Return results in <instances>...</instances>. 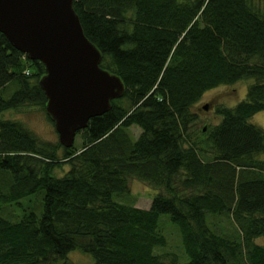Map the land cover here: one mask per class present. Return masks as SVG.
I'll return each mask as SVG.
<instances>
[{
  "label": "trees",
  "instance_id": "16d2710c",
  "mask_svg": "<svg viewBox=\"0 0 264 264\" xmlns=\"http://www.w3.org/2000/svg\"><path fill=\"white\" fill-rule=\"evenodd\" d=\"M72 8L124 91L77 131L78 146L39 142L0 117V264H76L67 258L75 250L89 264H264L255 242L264 237V129L249 122L264 110V0H72ZM43 73L0 33V114L45 112ZM242 79L251 80L244 97L192 129L201 95ZM131 178L156 190L147 208L114 200ZM36 192L41 200L23 206ZM161 214L183 250L168 260L154 252L166 245ZM219 215L231 233L212 221Z\"/></svg>",
  "mask_w": 264,
  "mask_h": 264
},
{
  "label": "water",
  "instance_id": "95a60500",
  "mask_svg": "<svg viewBox=\"0 0 264 264\" xmlns=\"http://www.w3.org/2000/svg\"><path fill=\"white\" fill-rule=\"evenodd\" d=\"M0 33L28 60L42 63L38 85L62 147L123 94L121 80L99 66L100 53L84 36L72 0H0Z\"/></svg>",
  "mask_w": 264,
  "mask_h": 264
},
{
  "label": "rangeland",
  "instance_id": "374dc122",
  "mask_svg": "<svg viewBox=\"0 0 264 264\" xmlns=\"http://www.w3.org/2000/svg\"><path fill=\"white\" fill-rule=\"evenodd\" d=\"M250 82L251 80L242 79L234 84L220 85L204 92L200 99L190 108V112L196 117L193 125L191 126L192 129L196 130L216 123L219 117L215 115L214 108L219 105L226 107L233 106L244 97L246 87ZM12 86L13 85L8 86L7 94L12 90ZM202 105H205L206 109L202 108ZM0 117L19 121L33 136L37 138V141L39 142L57 141V135L53 129V125L47 118L43 108L40 106H20L16 109L2 112ZM249 122L264 129V110L253 114L249 118ZM128 131L132 134V136H136L139 130L135 126H130ZM79 143L80 136L75 135L72 144L73 146H78ZM60 167H63V169H59L58 167L54 170L57 175L61 174L67 168L66 165H62ZM155 191L156 190L148 184L135 178H131L129 180V192L115 195L114 200L120 203L133 204L139 208H147L150 203V198ZM35 198L38 199V202L41 200L40 192H36L25 197L23 200L26 201V204L22 205L26 206L30 204L31 200H35ZM17 209V214H19V212L21 213L20 207ZM39 210L40 206L36 212H39ZM159 221L163 227L162 233L166 238V245L164 247H155L154 252L157 254H165V258L168 260L171 253L178 255L179 250L180 252L182 250L180 235L177 226L169 221L166 214H161L159 216ZM212 221L216 223L218 226L217 228H219L222 232L231 233L233 231V224L225 215H219L218 217L214 216L212 217ZM255 242L259 244L264 243V237L260 236L256 238ZM75 251H70L67 258H70L72 262L74 261L76 264L90 263V256L87 258L84 253ZM182 255L184 256L179 262L187 260L185 254L182 253Z\"/></svg>",
  "mask_w": 264,
  "mask_h": 264
},
{
  "label": "flooded vegetation",
  "instance_id": "af4514ba",
  "mask_svg": "<svg viewBox=\"0 0 264 264\" xmlns=\"http://www.w3.org/2000/svg\"><path fill=\"white\" fill-rule=\"evenodd\" d=\"M208 105V104H207Z\"/></svg>",
  "mask_w": 264,
  "mask_h": 264
}]
</instances>
